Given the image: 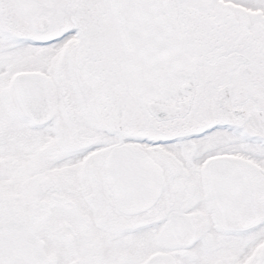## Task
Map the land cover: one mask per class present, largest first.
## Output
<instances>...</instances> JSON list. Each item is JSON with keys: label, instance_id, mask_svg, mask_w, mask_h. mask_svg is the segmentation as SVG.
Listing matches in <instances>:
<instances>
[{"label": "snow or ice", "instance_id": "snow-or-ice-1", "mask_svg": "<svg viewBox=\"0 0 264 264\" xmlns=\"http://www.w3.org/2000/svg\"><path fill=\"white\" fill-rule=\"evenodd\" d=\"M0 264H264V0H0Z\"/></svg>", "mask_w": 264, "mask_h": 264}]
</instances>
